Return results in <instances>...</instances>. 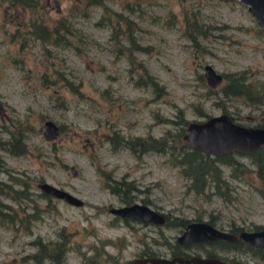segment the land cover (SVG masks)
<instances>
[{
	"label": "rangeland",
	"instance_id": "374dc122",
	"mask_svg": "<svg viewBox=\"0 0 264 264\" xmlns=\"http://www.w3.org/2000/svg\"><path fill=\"white\" fill-rule=\"evenodd\" d=\"M106 2L136 22L134 36L144 49L132 50L121 39V53L110 38L112 26L95 23L101 7L88 8L81 0H39L33 9L0 0V180L12 179L16 188L0 189V199L10 205L0 209L14 216L12 221L0 219V264H47L31 253L39 242L62 240L69 246L63 264H88L95 252L106 253L110 264L113 258L128 264L144 251L170 255L182 228L171 222L178 217H211L223 228L231 221L245 228L264 226V198L256 189L254 170L234 177L222 165L230 193H215L213 186L198 193L187 189V178L167 152L147 149L137 154L128 143L116 142L118 135L132 142L136 135L175 131L181 118H203L223 107L241 122L261 120L264 101L251 104L224 95V78L209 85L203 67L210 63L219 73L246 70L264 83L263 26L240 0ZM65 15L76 26L70 45L35 36L34 24L51 25ZM195 25L203 32L192 37ZM122 31L129 32L125 26ZM128 55L157 80L156 90L144 83L149 73L135 71ZM46 117L61 128L53 138L42 133ZM19 134L24 150L15 153L8 147L21 141L9 139ZM236 157L248 161L246 155ZM109 172L134 184L133 189L123 185L122 195L162 210L171 221L128 223L115 216L108 208L122 200L106 185ZM41 180L70 190L83 203L44 195ZM180 249L202 254L215 250L221 257L264 264L249 253L207 241Z\"/></svg>",
	"mask_w": 264,
	"mask_h": 264
},
{
	"label": "trees",
	"instance_id": "16d2710c",
	"mask_svg": "<svg viewBox=\"0 0 264 264\" xmlns=\"http://www.w3.org/2000/svg\"><path fill=\"white\" fill-rule=\"evenodd\" d=\"M11 6H21L24 8L33 9L38 6L39 0H8ZM88 8L92 6L101 7V13L95 23H109L112 26L110 38L115 40V44L121 51L125 52V49L120 47L121 39H127L130 44H132L133 49H144L141 44H138L134 36V29L136 22L129 18L127 15L123 14L121 11L113 9L110 5L107 4L106 0H81ZM75 7H79L77 4ZM122 22H125L124 26L128 29V33L122 31L123 25ZM194 25V24H193ZM76 26L74 23L69 20L67 15L62 16L61 18L55 20L51 25H46L42 22L36 23L33 25V32L37 38H40L42 41H49L53 44H62L70 45L71 39L69 36L76 34ZM203 30L200 29V26L195 25V28L192 29L190 36L194 37L195 33L201 34ZM124 43L122 42L121 45ZM130 45H128L129 47ZM127 49H130L128 48ZM131 54V52H130ZM129 61L134 64V70L137 68H142L144 73H149L145 70L144 65H142L140 60H135L131 55H128ZM222 78H224V83L221 86V91L224 95H236L244 99L245 102L251 104H258L264 101V83L258 81L257 79L251 76V73H247L246 70H239L235 73H221ZM204 76V75H203ZM149 79L144 78V83H149L152 85L153 90L158 88L157 80L148 74ZM206 79V78H205ZM207 81V80H206ZM208 83V82H207ZM209 84V83H208ZM210 85V84H209ZM222 111H227L229 115L236 119V114L229 112L225 107L222 108ZM205 115H209L205 113ZM187 119L181 118L180 125L177 130L165 129L162 134L159 136H153L148 134L146 136L136 135L133 137L134 141L130 142L126 139L125 136H117L116 142L118 145H123L128 143L132 149L137 152L144 151L147 149H155L163 152H167L172 163L176 164L179 167V170L187 178V189H192L194 192H204L210 186H213L211 189L215 193H223V195H228L232 190V185L229 184V179L223 174L222 165H227L230 168V174L234 177L242 176L244 172L248 169H252L256 172L259 184H257L256 189L264 198V144L250 149V150H227L222 153H209L203 151L196 147H187L181 141V134L184 131ZM239 121V120H237ZM241 122V121H239ZM244 123V122H241ZM248 124V123H245ZM255 125H264V116H261V120H258L254 123ZM61 129V128H60ZM18 139L21 141L18 147H8L9 150L15 153H20L24 150V142H22L23 135L19 134L18 136H13L9 141L13 142V139ZM2 144V141H0ZM7 147L6 144H3ZM22 145V146H21ZM236 154L246 155L248 161H244L238 157ZM107 178L111 181H108L106 185L110 187L116 194L120 195V198L126 202L131 201L133 195H122L121 190L123 185L129 187V189L134 188V184L130 181L125 180L124 178H114L111 175V172L107 174ZM5 186V185H2ZM123 191V190H122ZM44 195H49L48 193L42 192ZM1 204V203H0ZM118 216V215H116ZM25 219L28 221L31 217V213L26 215ZM119 217V216H118ZM22 218V217H21ZM177 218V217H176ZM0 219L12 221L14 216L11 212L7 210H0ZM24 220V219H22ZM211 223L215 224V220L211 217L207 219ZM171 219H167L165 222H170ZM188 220L177 218L173 219L172 224H179L181 227L186 224ZM231 225L228 229L236 231L239 228H245L242 224H235L234 221H231ZM262 224H254L253 227L257 228L262 227ZM202 242V241H194ZM214 244L218 247H224L228 249H235L236 251L249 253L254 259L264 260V246H256L244 242L242 240H228L225 238H215L207 241ZM175 247L173 248L171 254L182 253L189 254L190 252L180 249L183 244H180L175 239ZM38 250L31 253L37 260H45L47 264H63L65 252L68 249V245L65 244V241H53L51 242H39ZM240 253V252H239ZM144 254H154L152 251H144L140 255ZM206 254H215V250H209ZM94 256V259L92 257ZM88 256V264H106L108 263V258H106V253L100 255L97 252ZM111 257V256H109ZM225 258V257H223ZM237 258V257H233ZM231 259V258H226ZM113 264H123L118 258H113ZM243 260V259H242ZM244 262L246 261L243 260ZM251 264H257V262H252Z\"/></svg>",
	"mask_w": 264,
	"mask_h": 264
},
{
	"label": "water",
	"instance_id": "95a60500",
	"mask_svg": "<svg viewBox=\"0 0 264 264\" xmlns=\"http://www.w3.org/2000/svg\"><path fill=\"white\" fill-rule=\"evenodd\" d=\"M247 5L249 12L264 24V0H240ZM203 75L210 85L222 78L210 63H205ZM60 131L59 124L51 117L43 120L42 133L45 138H53ZM181 141L187 147H196L209 153H222L227 150H250L264 144V125L245 124L232 118L227 111L209 114L203 118L188 119ZM42 191L59 197L69 203L82 204L83 199L70 190L47 180L38 182ZM114 214L139 221L164 223L166 214L148 203L133 200L127 203L111 205L108 208ZM242 240L252 245L264 246V226L257 228H239L232 231L219 227L207 219H191L186 222L175 239L187 244L194 241H209L215 238ZM128 264H246L240 258L226 259L215 254L191 252L144 254L131 258Z\"/></svg>",
	"mask_w": 264,
	"mask_h": 264
},
{
	"label": "flooded vegetation",
	"instance_id": "af4514ba",
	"mask_svg": "<svg viewBox=\"0 0 264 264\" xmlns=\"http://www.w3.org/2000/svg\"><path fill=\"white\" fill-rule=\"evenodd\" d=\"M258 20V19H257ZM259 22H260V24L263 26V29H264V24L260 21V20H258ZM12 179H6V180H0V189L2 188V185H5L7 188H12V189H16V188H14L13 187V184L10 182ZM44 192V191H43ZM45 193H47V192H45ZM49 195H50V193H48ZM25 195H27V193L25 192ZM59 198V197H58ZM133 199V198H132ZM122 200V199H121ZM131 201H133V200H131ZM131 201H128V202H131ZM0 203L1 204H3L5 207H9L10 205L8 204V203H6V202H4V201H2V199H0ZM122 203H127L126 201H124V200H122ZM0 204V205H1ZM1 210V209H0ZM3 210H6V209H3ZM8 211V210H7ZM26 215H28V214H30V212H28V213H25ZM116 215H118L119 217H121V219L123 220V221H125V222H128V223H130V220H133V219H131V218H129V217H126V216H121V215H119V214H115V216ZM137 221H139V220H137ZM141 222H143V223H146V222H148V221H141ZM214 224V223H213ZM216 225V224H215ZM184 226V225H183ZM183 226H182V228H183ZM182 228H181V230H182ZM180 243V242H179ZM191 243V242H190ZM180 244H182V243H180ZM187 244H189V243H187ZM246 263V262H245ZM247 264V263H246Z\"/></svg>",
	"mask_w": 264,
	"mask_h": 264
}]
</instances>
